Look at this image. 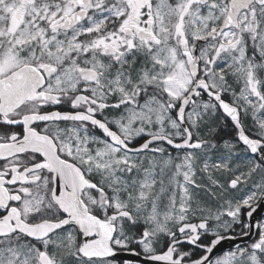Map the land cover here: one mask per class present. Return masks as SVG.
<instances>
[{
    "label": "snow or ice",
    "instance_id": "1",
    "mask_svg": "<svg viewBox=\"0 0 264 264\" xmlns=\"http://www.w3.org/2000/svg\"><path fill=\"white\" fill-rule=\"evenodd\" d=\"M0 264H264V0H0Z\"/></svg>",
    "mask_w": 264,
    "mask_h": 264
}]
</instances>
